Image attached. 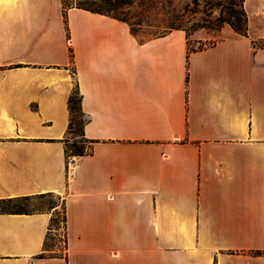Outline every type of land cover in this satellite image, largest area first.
Segmentation results:
<instances>
[{
	"label": "crops",
	"instance_id": "0c3cea01",
	"mask_svg": "<svg viewBox=\"0 0 264 264\" xmlns=\"http://www.w3.org/2000/svg\"><path fill=\"white\" fill-rule=\"evenodd\" d=\"M244 7L248 36L193 50L183 28L0 0V201L62 197L68 241L42 256L58 206L0 211V264H264L241 252L264 248V0ZM74 90L90 143L68 157Z\"/></svg>",
	"mask_w": 264,
	"mask_h": 264
},
{
	"label": "rangeland",
	"instance_id": "374dc122",
	"mask_svg": "<svg viewBox=\"0 0 264 264\" xmlns=\"http://www.w3.org/2000/svg\"><path fill=\"white\" fill-rule=\"evenodd\" d=\"M67 7H87L104 10L112 15L125 19L134 32L144 37L154 36L164 33L173 28H183L188 32L190 48L198 49L208 46L217 40L218 32L214 19L223 15L226 17L231 7L237 8L234 3L237 0H62ZM228 24H224L226 26ZM200 26H205L201 28ZM207 26H213L208 29ZM223 26V27H224ZM201 33L210 34L209 40L197 41L194 35L199 36ZM202 36V35H201ZM261 41V40H260ZM258 41V43H261ZM75 101H78L76 90L73 92ZM76 106H78L76 104ZM77 131L75 135H71L74 141L80 145L84 144V139L79 135L83 121L86 117L78 112ZM87 150L89 145L85 143ZM58 204V213L61 216L63 212V198L39 197L34 200L17 201L7 204H1L0 210H9L21 207L24 210H44L49 207L51 202ZM59 216V217H60ZM60 240L55 244V248L60 254H64V229L60 228ZM255 250H264V248H254L253 250H242L241 252L253 253Z\"/></svg>",
	"mask_w": 264,
	"mask_h": 264
},
{
	"label": "trees",
	"instance_id": "16d2710c",
	"mask_svg": "<svg viewBox=\"0 0 264 264\" xmlns=\"http://www.w3.org/2000/svg\"><path fill=\"white\" fill-rule=\"evenodd\" d=\"M244 1L245 0H237V3H234L236 6H238L237 8L231 7L230 10L228 11V15H226V17H223V15H220L219 17L214 19V25L216 26V29H221L224 24H228L236 33L241 34V35H245L248 36V30H249V20H248V14L245 10L244 7ZM63 8H64V18L66 21V12L65 9L69 8L67 6H65V4H63ZM87 10H90L92 12H98V13H103V14H110L108 12V10H104L103 8L100 9H95V8H87V7H81ZM112 15V14H110ZM115 16V15H113ZM117 17V16H115ZM118 19L124 20L123 18L117 17ZM201 28L205 27V26H200ZM206 28L211 29L213 28V26H207ZM186 33L188 34V32L186 31ZM261 43H258L257 41H254V46L255 47H260V48H264V40L260 41ZM200 49V48H198ZM193 50H197V49H193ZM76 94H77V98L78 101H75L74 98V94L72 93V95L69 98V110H70V122H69V126H68V131H67V135L65 138V152L66 155L69 157L71 155H77V156H82L85 155L87 153H89V150H87V146L85 145L90 143V140L86 139L84 137V124L85 121H83L81 129H80V136L84 139L83 141L85 142L84 144H79L77 141H74L73 138L75 137H70L71 135H75L76 131H77V119L76 116L78 114V112H80L83 116L84 113L82 111L81 108V96L79 94V92L76 90ZM76 104L78 106H76ZM53 196H57L53 193H46V194H42L39 197H53ZM58 198H60V196H57ZM17 201H28L26 198L24 199H19V200H2L0 201V205L1 204H7V203H12V202H17ZM63 204V212L60 214L58 213V210H56L50 220V224H49V230L46 234V238H45V242H44V250L45 252L42 254V256L45 255H49L51 257H56L59 256L60 253L58 252V250L55 248V244L56 242H58L60 240V236H59V228L63 227L64 229V243H65V249L68 248V241H67V214H66V204L65 201L63 200L62 202ZM58 204H56L54 201L50 203L49 207L50 209L57 207ZM3 212H10V213H26L29 212V210H24L21 207L18 208H12L9 210H0ZM60 216V217H59ZM253 253L255 254H264V250H255Z\"/></svg>",
	"mask_w": 264,
	"mask_h": 264
},
{
	"label": "built area",
	"instance_id": "2783aa9c",
	"mask_svg": "<svg viewBox=\"0 0 264 264\" xmlns=\"http://www.w3.org/2000/svg\"><path fill=\"white\" fill-rule=\"evenodd\" d=\"M60 230H61V229L59 228L58 232H59ZM59 235H61L60 232H59Z\"/></svg>",
	"mask_w": 264,
	"mask_h": 264
},
{
	"label": "bare ground",
	"instance_id": "6f19581e",
	"mask_svg": "<svg viewBox=\"0 0 264 264\" xmlns=\"http://www.w3.org/2000/svg\"><path fill=\"white\" fill-rule=\"evenodd\" d=\"M2 1V0H1ZM10 1V0H9ZM6 3V2H5Z\"/></svg>",
	"mask_w": 264,
	"mask_h": 264
}]
</instances>
